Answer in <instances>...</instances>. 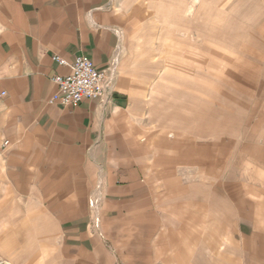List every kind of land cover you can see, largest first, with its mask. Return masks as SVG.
<instances>
[{
  "label": "crops",
  "instance_id": "1",
  "mask_svg": "<svg viewBox=\"0 0 264 264\" xmlns=\"http://www.w3.org/2000/svg\"><path fill=\"white\" fill-rule=\"evenodd\" d=\"M233 1L149 4L164 19L234 20L251 1ZM130 3L0 0V260L237 264L238 246L245 264H264V48L243 92L222 91L219 65L198 57L211 85L181 71V92H157L125 46ZM56 55L88 56L104 96L50 104L52 78L70 72Z\"/></svg>",
  "mask_w": 264,
  "mask_h": 264
},
{
  "label": "rangeland",
  "instance_id": "2",
  "mask_svg": "<svg viewBox=\"0 0 264 264\" xmlns=\"http://www.w3.org/2000/svg\"><path fill=\"white\" fill-rule=\"evenodd\" d=\"M130 1L133 10L130 11L132 13L129 16H125L127 25L125 46L132 58L135 57V61L139 58L142 71L147 73L150 78L157 79V92L166 93L176 89L181 92L182 84H177L181 82L178 76L181 71L182 73L188 72L190 76L193 74L197 84L200 79L201 82H205V85L206 83L211 85L212 71L196 67V57L200 58L199 60L214 61L217 66L219 65L222 91L224 87L227 92L226 89L231 87L229 85H232L234 81L236 91L243 92L244 79L246 74L249 75L246 62L252 58L255 59V56L259 57L260 51L264 48V28H262L264 27V0H250L247 9L244 7L245 5H242L233 15L236 18L234 20H224L223 14L220 20H216L217 18L213 19L215 15L211 13L210 19L205 21L188 20L180 14L174 15L173 19H164L163 14H155V11L157 12L158 8L162 6H152L149 4V0ZM125 9L127 10L126 6ZM161 11L163 12L164 9ZM195 11L194 8L192 14ZM227 25L229 32L224 28ZM214 33L221 35L219 36L220 40H216ZM185 60L188 62L184 63ZM158 78L161 80V84L160 80L158 83ZM166 81L167 83H165ZM169 81L176 82L177 85L174 87L173 84L167 85ZM166 87L169 88L167 91H165ZM211 87L209 86L206 91L211 93ZM221 103L222 114L229 111V105L231 108L233 106L227 96H222ZM238 107L236 110L240 117H236L233 125L243 126L244 113L242 110L244 106L238 104ZM225 246L222 245V247ZM226 248L229 247L226 246L222 250L224 251ZM233 251L236 263L245 264L244 255L239 247L236 246Z\"/></svg>",
  "mask_w": 264,
  "mask_h": 264
},
{
  "label": "built area",
  "instance_id": "3",
  "mask_svg": "<svg viewBox=\"0 0 264 264\" xmlns=\"http://www.w3.org/2000/svg\"><path fill=\"white\" fill-rule=\"evenodd\" d=\"M53 60L59 65L69 66L70 72L58 74L52 78L58 85V91L49 99L50 104L76 106L85 100H95L104 96L107 75L99 70L88 56H76L71 63L57 55L53 57ZM7 143V141L4 142V145ZM0 264L9 263L0 260Z\"/></svg>",
  "mask_w": 264,
  "mask_h": 264
}]
</instances>
